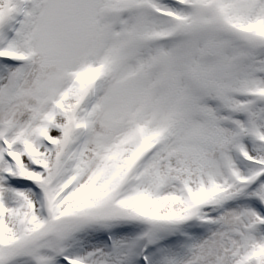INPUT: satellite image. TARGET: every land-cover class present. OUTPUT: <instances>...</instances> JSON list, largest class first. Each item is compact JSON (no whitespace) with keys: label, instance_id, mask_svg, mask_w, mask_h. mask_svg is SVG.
I'll return each mask as SVG.
<instances>
[{"label":"snow or ice","instance_id":"obj_1","mask_svg":"<svg viewBox=\"0 0 264 264\" xmlns=\"http://www.w3.org/2000/svg\"><path fill=\"white\" fill-rule=\"evenodd\" d=\"M0 264H264V0H0Z\"/></svg>","mask_w":264,"mask_h":264}]
</instances>
